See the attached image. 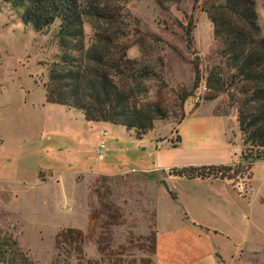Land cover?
I'll return each mask as SVG.
<instances>
[{
	"label": "rangeland",
	"instance_id": "obj_1",
	"mask_svg": "<svg viewBox=\"0 0 264 264\" xmlns=\"http://www.w3.org/2000/svg\"><path fill=\"white\" fill-rule=\"evenodd\" d=\"M206 1L126 4L141 30L159 39L154 49L148 47L149 55L132 45L128 56L163 62V77L148 83L147 100L159 103L167 119L137 139L133 130L88 123L80 111L46 102V68L61 54L54 37L58 24L35 32L22 23L20 10L0 0L1 240L8 237L10 246L15 241L34 264L52 263L57 235L66 229L81 232L83 255L94 263L101 250H121L136 264H264V161L257 162L253 174L248 171L228 184L183 178L170 184L163 172L141 171L157 160L160 166L183 168L240 158L235 109L227 107L226 95L207 99L210 71H230L221 55L223 44L203 11ZM255 2L264 36V0ZM189 24L195 53L187 48ZM84 31L87 41L89 24ZM183 93L191 96L181 110ZM181 114L185 119L178 125ZM177 135L180 143L174 146ZM101 140L106 150L100 161L95 153ZM182 230L183 238L176 235ZM7 247L0 251V264L12 261L10 248L16 247Z\"/></svg>",
	"mask_w": 264,
	"mask_h": 264
},
{
	"label": "trees",
	"instance_id": "obj_2",
	"mask_svg": "<svg viewBox=\"0 0 264 264\" xmlns=\"http://www.w3.org/2000/svg\"><path fill=\"white\" fill-rule=\"evenodd\" d=\"M21 11V21L35 32L58 24L55 39L61 54L47 65L43 83L45 100L82 113L86 122H105L133 130L141 139L154 129L156 121L166 120L167 113L157 102L147 100L148 83L163 77V62L145 63L128 56L132 45L142 55L150 54L159 39L141 30L139 22L126 9L132 0H3ZM160 7L181 0H154ZM207 13L216 38L223 44L221 55L230 71L213 68L205 86L215 99L226 95L227 107L234 108L241 135L242 151L236 165L187 166L172 168L169 175L183 179H220L234 181L252 171L255 163L264 161V36L259 24L255 0H207ZM92 35L86 41L84 25ZM193 25L186 28L187 48L193 49ZM154 64V66H153ZM194 87L201 77L195 64ZM190 93L179 95L183 109ZM219 111V109H218ZM214 113L224 116L225 113ZM185 119L181 114L178 125ZM180 143L177 135L174 146ZM251 175V174H250ZM252 176V175H251ZM250 176V178H251ZM264 203V199H263ZM156 253V234L153 236ZM0 239V251L11 249L10 264H34L9 238ZM84 236L78 230L66 229L56 238V255L51 264H136L123 251L101 250L98 262L86 259L82 247Z\"/></svg>",
	"mask_w": 264,
	"mask_h": 264
},
{
	"label": "crops",
	"instance_id": "obj_3",
	"mask_svg": "<svg viewBox=\"0 0 264 264\" xmlns=\"http://www.w3.org/2000/svg\"><path fill=\"white\" fill-rule=\"evenodd\" d=\"M89 123V122H88ZM240 162V158H239V160L236 162V163H226V161H218V162H207V163H190V164H197L198 166H212V165H214V166H219V165H236V164H238ZM160 164V161L159 160H157L156 161V163H155V167H153V168H151V169H143V170H141L142 171V173L145 171V172H149V173H153V174H158V173H161V172H163V173H165V175H167V181L170 183V184H173V183H175L176 181H178V179H180V178H178V177H173V176H171V175H169V173H168V171L170 170V169H172V167L170 166V165H159ZM257 163H255L254 164V166L256 165ZM189 165V164H188ZM254 166H253V168H254ZM253 168H252V174H253ZM99 175V174H98ZM214 181H221V182H223V183H227L228 184V180H220V179H213ZM156 191V193L162 198V196H163V194H162V192L160 191V188H158L157 190H155ZM174 194V193H173ZM175 195V194H174ZM164 197V196H163ZM171 202L173 203L174 201H173V199L171 198ZM175 202H177V197H176V200H175ZM203 208L204 209H208V211H209V206H203ZM157 211H156V214L159 212V209H156ZM189 220V219H188ZM190 227V226H189ZM184 232V233H183ZM186 231L185 230H182V231H180V232H178V233H176V235H178V236H180V237H185V236H187V234L185 233ZM181 233H183V234H181Z\"/></svg>",
	"mask_w": 264,
	"mask_h": 264
},
{
	"label": "built area",
	"instance_id": "obj_4",
	"mask_svg": "<svg viewBox=\"0 0 264 264\" xmlns=\"http://www.w3.org/2000/svg\"><path fill=\"white\" fill-rule=\"evenodd\" d=\"M102 135H103V137H105L106 136V133L105 132H102ZM0 141H1V138H0ZM105 150H106V143H105L104 140H101V142L99 144V147H98V150L95 153V156L100 161L104 159ZM236 187L238 188L239 192H244V185L243 184L239 183Z\"/></svg>",
	"mask_w": 264,
	"mask_h": 264
},
{
	"label": "water",
	"instance_id": "obj_5",
	"mask_svg": "<svg viewBox=\"0 0 264 264\" xmlns=\"http://www.w3.org/2000/svg\"><path fill=\"white\" fill-rule=\"evenodd\" d=\"M168 190V189H167Z\"/></svg>",
	"mask_w": 264,
	"mask_h": 264
}]
</instances>
